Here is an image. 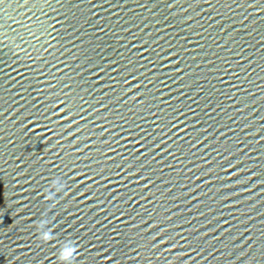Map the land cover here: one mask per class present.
<instances>
[{"label": "water", "instance_id": "obj_1", "mask_svg": "<svg viewBox=\"0 0 264 264\" xmlns=\"http://www.w3.org/2000/svg\"><path fill=\"white\" fill-rule=\"evenodd\" d=\"M65 242L264 264V0H0V264Z\"/></svg>", "mask_w": 264, "mask_h": 264}, {"label": "clouds", "instance_id": "obj_2", "mask_svg": "<svg viewBox=\"0 0 264 264\" xmlns=\"http://www.w3.org/2000/svg\"><path fill=\"white\" fill-rule=\"evenodd\" d=\"M63 187L64 186L60 183L59 179L53 180L48 191V197L54 200L57 195L63 191ZM40 239L45 242L53 239L52 232L47 229L45 224L41 225ZM77 251V247L73 243L69 244L68 242H65V244L58 250L59 264H73Z\"/></svg>", "mask_w": 264, "mask_h": 264}]
</instances>
